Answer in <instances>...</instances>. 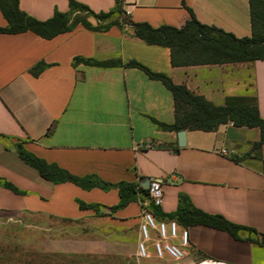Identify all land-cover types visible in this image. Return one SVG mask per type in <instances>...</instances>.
Masks as SVG:
<instances>
[{"label": "crops", "instance_id": "0c3cea01", "mask_svg": "<svg viewBox=\"0 0 264 264\" xmlns=\"http://www.w3.org/2000/svg\"><path fill=\"white\" fill-rule=\"evenodd\" d=\"M77 1L94 12L116 5V0ZM18 4L38 20L70 11L68 0ZM121 8L126 21L106 30L78 23L52 38L0 32V179L19 190L0 183V213L33 219L45 236L86 238L75 240L71 250L115 258L105 264H158L151 247L148 257L136 259L145 205L139 193L111 210L119 202L115 186L53 183L19 157L15 143L20 141L28 152L76 177L141 188L147 178L159 180V219H169L183 194L195 208L256 231L240 230L236 237L209 225L178 222L188 231V245L176 264H193L195 255L217 264H264V143L252 146L260 139L259 128L228 122L212 131L185 130L186 144L179 147L176 131L152 121H174L173 96L161 81L135 67L72 64L75 57L135 60L216 106L227 97L253 96L264 119V59L173 66L168 47L147 44L130 24L181 27L190 9L202 24L246 37L249 0H121ZM6 25L0 10V27ZM39 62L46 66L33 74ZM78 200L99 204V212L81 209Z\"/></svg>", "mask_w": 264, "mask_h": 264}, {"label": "trees", "instance_id": "16d2710c", "mask_svg": "<svg viewBox=\"0 0 264 264\" xmlns=\"http://www.w3.org/2000/svg\"><path fill=\"white\" fill-rule=\"evenodd\" d=\"M251 16V35L236 37L222 29L208 26L199 22L189 9V18L181 27L160 25L153 27L146 22H130L134 30V36L142 39L147 44L165 46L170 49L171 64L183 66L205 63H239L252 62L264 59V0H249ZM70 11L67 13L55 11L46 20H38L19 8L18 0H0V10L7 20L5 27H0V32L20 33L32 31L42 38H52L55 35L73 29L78 23L91 30H106L112 24H121L122 21H110L101 24L112 14L121 17L123 10L121 0H116L114 8L107 12H94L87 5L77 1L68 0ZM74 21L71 23V18ZM87 17H92L100 24L92 27L87 22ZM124 22V21H123ZM83 63L85 65L100 67H135L142 70L149 78L161 81L171 91L174 100V121L170 124L152 121L160 128L172 131L179 130H204L212 131L220 125L228 122L235 126L258 127L260 139L252 146L259 147L264 143V119L259 115L256 100L253 96H231L225 99L221 106H216L201 95L192 93L185 85L175 84L170 77L163 73L150 70L135 60L123 62L119 58L96 60L93 58H73V65ZM46 64L39 62L31 68L33 74H38ZM15 149L21 159L35 168L42 177L53 183L72 182L82 188L90 189L99 187L108 190L115 186L118 190L119 202L110 207L111 210L124 207L135 200L137 193L141 200L147 197V189L136 187L134 184L120 182L116 185L97 179L96 177H76L53 164L36 157L24 149L20 141L15 143ZM0 183L15 192L19 190L11 183L0 179ZM81 209H92L99 212L100 205L85 203L78 200ZM155 215L162 216L156 207H152ZM176 219L183 225L201 223L212 227L224 229L237 237L240 230L256 233L254 229L237 225L225 219L221 215H213L195 208L185 195L179 196L177 210L167 216ZM264 243V232L260 234Z\"/></svg>", "mask_w": 264, "mask_h": 264}, {"label": "rangeland", "instance_id": "374dc122", "mask_svg": "<svg viewBox=\"0 0 264 264\" xmlns=\"http://www.w3.org/2000/svg\"><path fill=\"white\" fill-rule=\"evenodd\" d=\"M116 20L123 22L126 21V18L123 15L119 18L116 14H112L107 20L101 21V24ZM73 21L74 17L70 22ZM87 22L92 27L100 24L92 17H87ZM156 238L155 234L151 236V240L147 243L148 250ZM80 239L86 238L45 236L36 228L33 219H23L19 216L12 218L0 213V264H92L93 262L94 264H105L115 259L113 256L99 257L72 251L70 245ZM156 261L158 264H176L178 262L167 257L156 259ZM193 264L214 263L195 255Z\"/></svg>", "mask_w": 264, "mask_h": 264}, {"label": "built area", "instance_id": "2783aa9c", "mask_svg": "<svg viewBox=\"0 0 264 264\" xmlns=\"http://www.w3.org/2000/svg\"><path fill=\"white\" fill-rule=\"evenodd\" d=\"M162 201L163 191L161 182L157 179H151L147 188L145 205L141 207L139 216L137 260L148 257L147 243L151 240L153 234L157 238L151 243V248L157 258L162 259L167 257L173 261H179L184 257V248L188 245V231L185 227L180 229L175 219H159L156 217L152 207H160ZM175 238L179 239L178 243L172 241Z\"/></svg>", "mask_w": 264, "mask_h": 264}, {"label": "water", "instance_id": "95a60500", "mask_svg": "<svg viewBox=\"0 0 264 264\" xmlns=\"http://www.w3.org/2000/svg\"><path fill=\"white\" fill-rule=\"evenodd\" d=\"M177 137H178V146H184L186 144V131L185 130H179L177 131ZM174 151H177L175 149ZM150 183V178H147L144 183L141 184V186L145 189L148 188Z\"/></svg>", "mask_w": 264, "mask_h": 264}]
</instances>
